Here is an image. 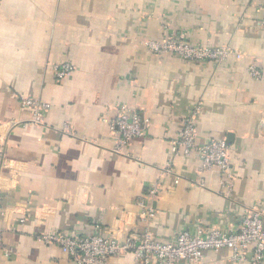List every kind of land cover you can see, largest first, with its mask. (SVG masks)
<instances>
[{"label":"crops","instance_id":"obj_1","mask_svg":"<svg viewBox=\"0 0 264 264\" xmlns=\"http://www.w3.org/2000/svg\"><path fill=\"white\" fill-rule=\"evenodd\" d=\"M263 8L264 0H0V229L15 250L0 251V264H73L36 238L42 233L136 239L149 231L170 243L198 227L230 231L246 208H264ZM165 28L196 47L230 45L242 58L216 65L149 53L143 41L162 39ZM62 63L75 69L57 81L51 66ZM22 97L50 105L43 124ZM123 104L148 129L117 154L109 123ZM196 107L197 144H229L230 194L197 157L173 154ZM143 197L157 212L149 223L139 219ZM231 256L207 251L200 264H235ZM134 263L131 252L109 262Z\"/></svg>","mask_w":264,"mask_h":264},{"label":"built area","instance_id":"obj_2","mask_svg":"<svg viewBox=\"0 0 264 264\" xmlns=\"http://www.w3.org/2000/svg\"><path fill=\"white\" fill-rule=\"evenodd\" d=\"M264 15V8H263ZM259 26L264 30V17ZM165 37L159 40H145L143 45L149 53L155 55H175L186 62H208L220 65L229 57L238 60L242 54L230 45L218 48L196 47L191 45L185 34L179 36L165 28ZM55 79L61 81L71 74L75 67L70 63L54 64L51 66ZM248 73L255 81L263 77L262 70L255 63L248 67ZM20 105L33 112L32 122L43 124L44 114L50 109L48 103L22 97ZM200 112L196 107L191 115L182 122L181 129L174 140V156L186 159L195 156L201 161V172H216L221 176V185L230 194L234 187L235 176L229 162V144L225 140L210 139L206 143L197 144L196 126L194 120ZM111 132L116 137L115 153L124 154L128 144L142 138L148 124L140 111L123 104L119 107L117 116L109 123ZM71 133L69 127H65ZM171 174L170 169H166ZM203 186V185H202ZM159 194V187L153 186L149 195ZM0 195V201H1ZM140 208L139 219L145 223L156 217V210L147 203L145 197L138 202ZM24 220L21 221V224ZM36 238L47 244L56 246L66 254L73 264H109L110 260L120 257L127 252L133 253L134 264H200L207 251L229 249L231 259L235 264H264V208L249 207L237 221V225L230 231H223L216 227H198L194 232L183 231L170 243H162L146 231L134 239L107 237L96 232L91 235L78 233L69 236L60 232L39 234ZM0 251L5 257L15 253V250L4 244V231L0 229Z\"/></svg>","mask_w":264,"mask_h":264}]
</instances>
